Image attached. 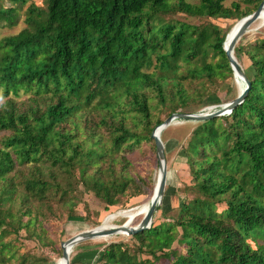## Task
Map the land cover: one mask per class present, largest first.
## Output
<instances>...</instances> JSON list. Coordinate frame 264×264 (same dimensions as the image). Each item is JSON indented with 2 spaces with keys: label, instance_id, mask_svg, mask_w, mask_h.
<instances>
[{
  "label": "trees",
  "instance_id": "trees-1",
  "mask_svg": "<svg viewBox=\"0 0 264 264\" xmlns=\"http://www.w3.org/2000/svg\"><path fill=\"white\" fill-rule=\"evenodd\" d=\"M261 1L0 0V31L24 25L0 38V264L60 257L85 193L105 210L151 197L152 129L232 80L222 41ZM219 18L231 21L223 34ZM234 51L250 88L190 131L184 201L132 244H104L97 264H264V35Z\"/></svg>",
  "mask_w": 264,
  "mask_h": 264
},
{
  "label": "rangeland",
  "instance_id": "rangeland-1",
  "mask_svg": "<svg viewBox=\"0 0 264 264\" xmlns=\"http://www.w3.org/2000/svg\"><path fill=\"white\" fill-rule=\"evenodd\" d=\"M231 1L233 0H226V4L229 5ZM200 21L206 22V19L201 18ZM215 24L219 27L223 34V32L231 24V21L219 18L215 21ZM234 24L235 22L232 24L228 36H230L233 32L235 27ZM23 26V20L21 19L15 27L11 29H2L0 31V38L4 35L16 33ZM262 27H264V13L261 15L260 19L252 25L250 32L244 34L242 38L244 40H251L256 35H264ZM238 59L239 62L242 64L244 71L249 72L250 74L252 71L250 67V62L249 60H247L246 56L240 52L238 54ZM232 80L228 79L225 82H221L217 88V91L209 94L205 101L200 104L198 109L192 112L202 111L209 108L210 106L222 104L226 101L231 100L236 95L237 91H239L243 86V82L240 81L239 78L233 77ZM181 112L191 113L187 111ZM198 123L200 122L180 121V123L170 125L165 131H163L164 138L162 139V141L164 142V150L168 164V179L161 210L155 214L156 217L153 223L157 222L158 219H162V211L180 205L185 199L184 193L181 192L180 185L182 182H188L190 176L187 164L185 163L182 147L186 143L190 131ZM149 152V150H146L147 154ZM140 157H145V155L140 154ZM148 165V168L146 167V165H142L141 168L143 170H146L145 174L150 175L151 180L154 184L155 175L157 174L156 154L154 160L150 159L148 161ZM137 169L139 170V167H137ZM84 200L88 204L87 208L89 210H85L82 204L78 205L75 208L74 216L70 217L68 221L64 224L65 232L61 241L67 239L68 237L74 235L79 231L96 227L99 224L101 225V227L110 226L115 214L121 212L124 209L131 207L133 208V206L138 205L146 200L144 204L138 208V210L134 209L136 210V212L132 215L130 214V218H124L122 220L115 221V224L128 223L129 225H136L147 214L148 207L150 206L151 202V197L149 195L132 197L128 201H125V204H123V206L117 205L114 208H111L110 210H105L104 202L102 200L96 199L92 193H85ZM137 211L143 212L137 217L131 218L132 216L134 217L135 215H137ZM85 217L89 218L90 220H86ZM120 240L128 244L133 243V240L130 239V236L127 235H119L109 239L96 238L81 242L73 248L72 253L70 255L71 261L79 259L87 264H97L99 256L101 254L102 246L111 241ZM30 246L32 247L33 244L31 243ZM43 252L48 254L51 258L50 264L60 263V257H58L55 253L49 251L48 249H43Z\"/></svg>",
  "mask_w": 264,
  "mask_h": 264
},
{
  "label": "water",
  "instance_id": "water-1",
  "mask_svg": "<svg viewBox=\"0 0 264 264\" xmlns=\"http://www.w3.org/2000/svg\"><path fill=\"white\" fill-rule=\"evenodd\" d=\"M263 6L264 0L261 1L259 6L253 12L236 20L234 24V33L227 45H224L222 41L223 49L225 50L226 56L229 60L230 68L233 72V77H240L243 79V86L239 91H237L236 95L229 101H226L222 104L213 105L216 108L212 111H197L191 113L181 111L174 112L165 119H163L152 129L150 136L152 139H154L155 143L158 177L157 180L155 179L154 182L153 194L151 196L152 205L150 207L149 212L136 225L120 223L111 227H101L99 224L96 227L79 231L74 235L68 237L67 239L61 241L60 246L62 253L60 256V264L71 263L70 251H72L73 248L81 242L118 233L131 236L146 229H149L152 226L156 217L155 214L161 210L168 179V164L164 150V142L161 138L163 131H165L170 125L180 123V121L204 122L217 116L229 114L233 108H235L237 105L241 104L244 101L250 88V80L240 67L238 61L234 58V48L240 38L249 29L252 23L258 18Z\"/></svg>",
  "mask_w": 264,
  "mask_h": 264
},
{
  "label": "bare ground",
  "instance_id": "bare-ground-1",
  "mask_svg": "<svg viewBox=\"0 0 264 264\" xmlns=\"http://www.w3.org/2000/svg\"><path fill=\"white\" fill-rule=\"evenodd\" d=\"M263 13H264V6H263V8H262V10H261V12H260V15H259L258 18L252 23V25H253L256 21H258V20L260 19L261 15H262ZM252 25L249 27V29H248L244 34L250 32ZM233 33H234V30H233V32L231 33V35L229 36V38H228V35H227L226 40H225V42H224V45H227V43L229 42V40H230V38L232 37ZM228 34H229V32H228ZM234 58L238 61L240 67H241L242 70L244 71L242 64L239 62L238 58H237L236 55H235V51H234ZM244 72H245V71H244ZM235 78H239V80L243 82V79H242V78H240V77H235ZM215 108H216L215 106H210L209 108H207V109H205V110H202V112L212 111V110L215 109ZM179 121H180V120H179ZM157 177H158V174H157ZM156 180H157V179H156ZM151 196H152V195H151ZM151 205H152V198H151L150 206L148 207V211H147V213L149 212ZM142 212H143V211H139V212H137V215H140ZM100 226H101V225H100ZM106 227H111V226H106ZM119 235H123V234L118 233V234H114V235H110V236H111V238H112V237H116V236H119ZM71 253H72V251H70V255H71ZM60 261H61V260H60ZM59 264H60V263H59Z\"/></svg>",
  "mask_w": 264,
  "mask_h": 264
},
{
  "label": "crops",
  "instance_id": "crops-1",
  "mask_svg": "<svg viewBox=\"0 0 264 264\" xmlns=\"http://www.w3.org/2000/svg\"><path fill=\"white\" fill-rule=\"evenodd\" d=\"M101 238L109 239V238H111V236H104V237H101Z\"/></svg>",
  "mask_w": 264,
  "mask_h": 264
},
{
  "label": "clouds",
  "instance_id": "clouds-1",
  "mask_svg": "<svg viewBox=\"0 0 264 264\" xmlns=\"http://www.w3.org/2000/svg\"><path fill=\"white\" fill-rule=\"evenodd\" d=\"M0 99H2V98H0Z\"/></svg>",
  "mask_w": 264,
  "mask_h": 264
}]
</instances>
